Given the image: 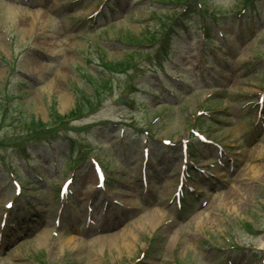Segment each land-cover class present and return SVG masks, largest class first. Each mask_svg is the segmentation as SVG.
<instances>
[{
    "label": "rangeland",
    "instance_id": "obj_1",
    "mask_svg": "<svg viewBox=\"0 0 264 264\" xmlns=\"http://www.w3.org/2000/svg\"><path fill=\"white\" fill-rule=\"evenodd\" d=\"M38 1L41 0H32L28 4L24 0H0V57L8 56L12 48L9 45H12L20 70L14 78L34 75L18 87L13 82L10 84L9 97L13 99V93L17 96L11 110L42 122L50 121L53 110L60 115L67 114L80 97L85 99L90 94L89 86L83 87L85 83L80 73L102 74V70L96 68L98 54L102 52L110 61L121 60L127 48L120 38L129 33L137 36L147 28H154V12L160 14L168 8L179 11V6L163 8L157 4L159 0H110L114 5L110 10L102 4L104 0H84L75 4H69L72 0H46L44 5ZM204 1L206 8L212 12L216 10L214 14L218 18L209 24L212 28L209 35L222 43V49L202 41L201 10L184 13L187 22L180 24L179 31L170 38V50L163 64L167 73H181V83L190 85L189 88L178 86L177 101H171L159 91L152 73L137 72L133 80L145 88V93L136 94L134 106L139 111L127 104L116 106L117 98L130 83L126 76L133 72L131 69L128 75L112 76L110 94L99 109L81 122L71 124L75 127L87 123L96 126L79 133L57 135L56 155L67 144V139L78 143L83 138L94 144L95 156L105 167L106 180L114 182L113 189L108 187L106 191L129 207L125 209L126 214L106 224L102 233L86 230L83 224L86 198L91 193L97 197L99 191L93 190L95 177L85 160L76 172L74 195L70 207L65 210L63 227L53 228L57 207L54 186L68 175L69 166L66 164L67 170L61 171L59 177L52 175L49 178L46 174L54 170V158L56 165L61 159L57 161L56 155L52 156L45 146H30L27 158L21 157L16 149L7 148L0 152V211L3 202L12 196L8 169L19 177L23 194L34 205L27 204L32 208L28 221L23 218L24 212L20 214L23 224L17 231L23 236L7 237L13 241L0 256V264H135L143 251L145 255L141 262L144 264H217L220 254L215 248H228L229 242L237 247L246 245V249L254 251L264 247V234L250 235L241 226L248 220L255 230L264 232V132L254 124L253 109L243 104L247 99L245 96L258 92L264 85V72H258L264 68V0H256L243 12L242 0ZM96 7L105 10L106 16L103 19L99 13L90 27L88 15ZM216 22L220 23L223 32L220 39L214 26ZM202 47L209 55L208 58L203 55L202 66L209 68L212 63L218 66L206 69L210 80L207 85L194 76L195 70L188 69V65L194 66ZM47 54L53 55L55 60L46 58ZM139 62L138 65L143 67L148 65L143 58ZM5 69L0 61L2 92ZM214 82L223 93V97L218 98L222 102L207 104L203 99L200 104L199 97L213 89ZM160 102L165 104L156 107ZM198 108L206 109L210 114L215 112L214 109L219 111L221 126L210 122L216 112L212 117L203 116V123L198 120L197 124L207 136L219 139L236 152L239 167L232 175L227 170L221 172L219 166L211 169L214 173L211 184L206 181L205 188L198 187L209 195L207 202L202 206L200 200L191 201L184 210L177 212L172 205L165 204L172 193L169 189L172 176L175 181L176 175L173 169L167 168L168 157L159 148L158 140L185 137L195 123L192 116ZM156 113H159L158 119L149 125L154 134L151 156L146 162L149 186L144 193L138 174L141 133L132 124L124 126L121 133L110 121L130 122L133 118L136 125L142 126ZM10 131L7 119L3 122L0 138ZM200 150L202 154L208 152V148ZM35 156L38 160H34ZM30 157L33 160L28 161ZM77 161L79 163L81 159ZM30 167L39 171L47 186L35 183L29 175ZM81 170L82 174L79 173ZM208 187L212 188L211 192H207ZM28 225L31 228H27ZM237 257L241 259L243 255Z\"/></svg>",
    "mask_w": 264,
    "mask_h": 264
},
{
    "label": "trees",
    "instance_id": "obj_2",
    "mask_svg": "<svg viewBox=\"0 0 264 264\" xmlns=\"http://www.w3.org/2000/svg\"><path fill=\"white\" fill-rule=\"evenodd\" d=\"M114 66L115 67H121V66H123V64L122 63H118V64H115Z\"/></svg>",
    "mask_w": 264,
    "mask_h": 264
},
{
    "label": "bare ground",
    "instance_id": "obj_3",
    "mask_svg": "<svg viewBox=\"0 0 264 264\" xmlns=\"http://www.w3.org/2000/svg\"><path fill=\"white\" fill-rule=\"evenodd\" d=\"M236 189L238 190V187H236ZM43 242V241H42Z\"/></svg>",
    "mask_w": 264,
    "mask_h": 264
}]
</instances>
